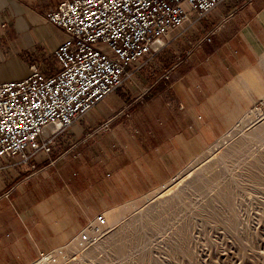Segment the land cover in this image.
<instances>
[{
    "label": "crops",
    "instance_id": "0c3cea01",
    "mask_svg": "<svg viewBox=\"0 0 264 264\" xmlns=\"http://www.w3.org/2000/svg\"><path fill=\"white\" fill-rule=\"evenodd\" d=\"M61 1L0 0V82L26 78L31 66L58 70L65 36L44 16ZM168 40L128 66L49 154L30 165L0 159V264H33L98 214L164 186L264 96V0H225L200 19L191 12ZM105 120L110 130L87 137Z\"/></svg>",
    "mask_w": 264,
    "mask_h": 264
},
{
    "label": "rangeland",
    "instance_id": "374dc122",
    "mask_svg": "<svg viewBox=\"0 0 264 264\" xmlns=\"http://www.w3.org/2000/svg\"><path fill=\"white\" fill-rule=\"evenodd\" d=\"M171 32L150 55L167 48ZM110 128L105 120L87 137ZM109 214L97 244L82 250L73 242L78 233L49 257L58 264H264V96L171 181Z\"/></svg>",
    "mask_w": 264,
    "mask_h": 264
},
{
    "label": "built area",
    "instance_id": "2783aa9c",
    "mask_svg": "<svg viewBox=\"0 0 264 264\" xmlns=\"http://www.w3.org/2000/svg\"><path fill=\"white\" fill-rule=\"evenodd\" d=\"M224 1H61L44 16L65 36L54 50L58 70L46 76L31 66L26 78L0 82V159L19 156L20 163L29 164L36 153H49L57 133L118 88L125 69L153 54L189 13L202 18ZM107 229L99 214L73 242L88 249ZM48 259L58 264L54 255Z\"/></svg>",
    "mask_w": 264,
    "mask_h": 264
},
{
    "label": "bare ground",
    "instance_id": "6f19581e",
    "mask_svg": "<svg viewBox=\"0 0 264 264\" xmlns=\"http://www.w3.org/2000/svg\"><path fill=\"white\" fill-rule=\"evenodd\" d=\"M106 216H107L106 218L111 217L109 213H106ZM48 258H49V255H48V256H44V258H42V260H38V261H36L34 264H42V261H43V260H46V259H48Z\"/></svg>",
    "mask_w": 264,
    "mask_h": 264
}]
</instances>
